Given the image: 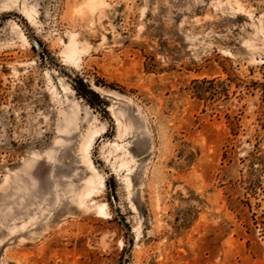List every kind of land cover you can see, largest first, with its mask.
Here are the masks:
<instances>
[{
    "label": "rangeland",
    "instance_id": "obj_1",
    "mask_svg": "<svg viewBox=\"0 0 264 264\" xmlns=\"http://www.w3.org/2000/svg\"><path fill=\"white\" fill-rule=\"evenodd\" d=\"M90 1L0 0V264H264V0Z\"/></svg>",
    "mask_w": 264,
    "mask_h": 264
},
{
    "label": "bare ground",
    "instance_id": "obj_2",
    "mask_svg": "<svg viewBox=\"0 0 264 264\" xmlns=\"http://www.w3.org/2000/svg\"><path fill=\"white\" fill-rule=\"evenodd\" d=\"M104 4H105L104 0H91L89 3H87V5H89V8L92 11H94L99 5H104ZM66 57L69 60H73V61L78 60L79 49L73 37L70 39V41L66 45ZM91 144H92L91 141H89L85 147V152L87 155V166L92 171L93 176L88 178V180L86 181L85 187L82 188L81 192L78 195V202L80 206L86 205L87 201L91 199L92 194L96 193L95 191L97 190V188L102 189L105 187L104 179L97 176L96 168L93 164L92 159L90 158ZM96 207L98 209V212L105 213V204L97 205Z\"/></svg>",
    "mask_w": 264,
    "mask_h": 264
},
{
    "label": "trees",
    "instance_id": "obj_3",
    "mask_svg": "<svg viewBox=\"0 0 264 264\" xmlns=\"http://www.w3.org/2000/svg\"><path fill=\"white\" fill-rule=\"evenodd\" d=\"M85 89L87 90V93H84L85 97H88V94H92L94 96H97L93 91H91V89L88 88V86H85Z\"/></svg>",
    "mask_w": 264,
    "mask_h": 264
}]
</instances>
